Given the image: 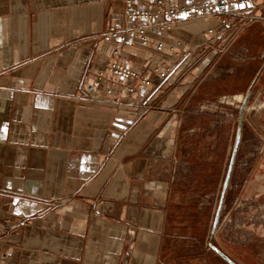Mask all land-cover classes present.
Instances as JSON below:
<instances>
[{"label":"crops","instance_id":"crops-1","mask_svg":"<svg viewBox=\"0 0 264 264\" xmlns=\"http://www.w3.org/2000/svg\"><path fill=\"white\" fill-rule=\"evenodd\" d=\"M123 13V0H0V264H227L210 247L214 218L203 242L175 158L184 121L192 156L205 138L215 166L211 106L223 141L227 96L238 99L234 177L264 194V9L232 41L202 20L153 35L161 52L124 57L152 84L117 80L95 98L81 83L108 61L104 33ZM171 45L205 53L180 80Z\"/></svg>","mask_w":264,"mask_h":264},{"label":"rangeland","instance_id":"rangeland-1","mask_svg":"<svg viewBox=\"0 0 264 264\" xmlns=\"http://www.w3.org/2000/svg\"><path fill=\"white\" fill-rule=\"evenodd\" d=\"M227 96L222 99V112L227 113V118L223 119L224 140L221 138V118L219 106H211L216 111L212 118L214 131V142L216 145L214 154L216 164L208 166V159L212 160V152H207L205 138L198 148V153L191 154V143L187 122L180 123L182 129L177 140V153L175 158L180 165V177L190 179L186 181L185 194L187 196L196 194L195 200L198 212L200 211L199 222L204 226V240L208 244L210 225L214 218V213L220 202V195L223 182L227 173L229 153L233 148L237 131L238 113L235 107L237 98ZM216 122V123H215ZM243 138L246 134L242 133ZM248 136V135H246ZM200 141V140H199ZM204 143V144H203ZM222 148L225 153H222ZM230 148V151H228ZM210 149V148H209ZM240 150L236 151V158L232 168V174L227 183V190L224 194V201L220 208V215L215 226V232L210 240L213 244L221 243V250L230 255L238 264H264V194L248 196L244 191V179L234 177V172L240 162ZM198 154V157H197ZM198 159V160H197ZM210 164V162H209ZM193 168V169H192ZM198 176L200 179L198 180ZM194 183V184H193ZM201 208V209H200ZM200 209V210H199ZM203 216V218H201ZM189 230L190 232H192ZM200 234V231H199ZM190 241L192 239L190 238Z\"/></svg>","mask_w":264,"mask_h":264},{"label":"built area","instance_id":"built-area-1","mask_svg":"<svg viewBox=\"0 0 264 264\" xmlns=\"http://www.w3.org/2000/svg\"><path fill=\"white\" fill-rule=\"evenodd\" d=\"M123 3L124 20L108 25L104 33L111 46L108 61L91 83H81V88L95 98L103 91L110 94L112 90L107 85L117 80L139 78L144 85L152 84L151 78L140 73L124 57L136 46L161 52L163 44L153 40V35L171 32L180 22L202 20L208 22L207 35L232 41L245 26L258 19L257 11L264 9V0H123ZM169 50L176 65L184 62L178 80L205 54L198 52L192 58L184 47L177 49L171 45ZM152 69L160 79H166L169 68L162 70L161 64L155 63ZM127 89L133 91V88Z\"/></svg>","mask_w":264,"mask_h":264},{"label":"water","instance_id":"water-1","mask_svg":"<svg viewBox=\"0 0 264 264\" xmlns=\"http://www.w3.org/2000/svg\"><path fill=\"white\" fill-rule=\"evenodd\" d=\"M238 145H239V133L237 134L236 138H235V144H234V147H233V150L231 152V159H230V162L228 164V167H227V174H226V177L224 179V182H223V188H222V191H221V195H220V202L217 206V209L215 211V217H214V222H213V225H212V232H211V237H213L214 235V232H215V226L218 222V219H219V215H220V208H221V205H222V202L224 201L223 197H224V194L227 190V183H228V180L230 178V175H231V172H232V166L234 164V161H235V154H236V151L238 149ZM210 247L211 249L218 255L220 256L227 264H237L230 256H227L225 255L216 245H214L213 243L210 242Z\"/></svg>","mask_w":264,"mask_h":264},{"label":"bare ground","instance_id":"bare-ground-1","mask_svg":"<svg viewBox=\"0 0 264 264\" xmlns=\"http://www.w3.org/2000/svg\"><path fill=\"white\" fill-rule=\"evenodd\" d=\"M193 23H198V24H200V25H205L206 23H203V22H193ZM186 25V24H185ZM188 25V24H187ZM192 25V24H191ZM206 26H207V24H206Z\"/></svg>","mask_w":264,"mask_h":264}]
</instances>
